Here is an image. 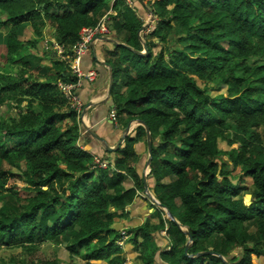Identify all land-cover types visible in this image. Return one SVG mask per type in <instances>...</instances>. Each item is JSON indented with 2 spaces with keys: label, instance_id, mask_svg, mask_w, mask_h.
<instances>
[{
  "label": "trees",
  "instance_id": "obj_1",
  "mask_svg": "<svg viewBox=\"0 0 264 264\" xmlns=\"http://www.w3.org/2000/svg\"><path fill=\"white\" fill-rule=\"evenodd\" d=\"M147 8L155 22L142 36L140 55ZM109 10L115 12L110 36L125 45L102 48L112 70L115 121L147 126V182L180 225L160 218L126 231L136 264H153L151 234L164 228L170 247L160 257L167 264H255L264 258V0H0V30H7L0 65V248L31 253L53 244L83 264L124 262L113 225L141 197L144 153L137 147L146 145V131L138 125L108 156L84 150L76 110L58 88L77 82L70 59L80 29ZM24 26L32 37L21 40ZM182 44L203 55L187 63ZM43 58L49 65L40 64ZM208 84L225 93L211 97ZM218 139L229 148L219 149ZM15 180L30 195H20ZM185 230L192 238L186 251ZM0 264L64 259L0 256Z\"/></svg>",
  "mask_w": 264,
  "mask_h": 264
},
{
  "label": "crops",
  "instance_id": "obj_2",
  "mask_svg": "<svg viewBox=\"0 0 264 264\" xmlns=\"http://www.w3.org/2000/svg\"><path fill=\"white\" fill-rule=\"evenodd\" d=\"M149 16V15H148ZM145 31V30H144ZM142 31V32H144ZM2 33V40L4 42L7 30H0ZM112 36V35H111ZM107 38V40H98L93 43V52L90 49L80 57L79 59V69L82 72L94 71L95 77L92 81L86 79H81L79 86L76 88V95L83 107L80 111V116L78 115V124L80 129V139L79 145L84 150H89L95 155L108 156V152L114 151L117 145L124 141L125 137L128 136L132 131L140 124L135 120L130 121L125 127H121L116 121H112L111 112L113 106L110 102V92L108 93V83H109V66L103 65L104 61V51L103 46L112 48V44L122 43L116 38ZM47 38V37H46ZM94 54V55H93ZM41 57V56H40ZM42 65H49L48 58H43L40 61ZM116 89L122 92L124 88L120 85L116 86ZM128 126V130L125 131ZM93 132L94 135H91ZM111 148L112 150H106V148ZM137 151L144 153L143 164L140 167V175L142 176L143 189L140 192V198H136L133 203L125 208V212L122 217L115 218L114 228L120 233L125 230L134 229L141 226L144 223L155 226L159 223L160 218L168 219L164 215L162 208L154 204V197L152 184H148L146 176L148 174V167L146 165V160L148 157L147 145H138ZM131 183L126 182L128 187ZM144 195V196H143ZM163 212V214H162ZM152 244L156 246L157 250L153 256V264H167L161 260L160 252L163 250H168L170 247L169 238L166 235L165 228L159 230L156 233L151 234ZM141 238L138 239L140 244ZM136 246L132 243L127 242L125 239L121 253L125 257L124 264H135L137 253L134 251ZM100 264H107L106 262H100Z\"/></svg>",
  "mask_w": 264,
  "mask_h": 264
},
{
  "label": "rangeland",
  "instance_id": "obj_3",
  "mask_svg": "<svg viewBox=\"0 0 264 264\" xmlns=\"http://www.w3.org/2000/svg\"><path fill=\"white\" fill-rule=\"evenodd\" d=\"M150 3H151V5H153L154 0H150ZM143 15H144V13H143ZM149 18H150V16H148V12H147L145 17H144L143 23L145 24L146 22H149L150 21V20H148ZM154 20H155V18H154ZM30 35H31V32H28L26 26L22 27L21 30L18 31V37L21 40H26V39L31 38L32 36H30ZM141 36H145V34H143L142 31L139 33L140 38H141ZM2 38H3L2 33H0V41L2 40ZM1 43L2 42H0V65H2L4 63L3 62V49H2L3 46ZM53 47H55V46H53ZM182 47H183L182 49H184V51L187 52V57H188L187 63H191L193 61V59H195L196 57H198L200 55H203L202 52H200L199 54L189 52L188 49L186 48L185 44H182ZM158 50H159V45L156 46L155 48H153L154 53H157ZM198 84L203 86V84H200L199 82H198ZM207 86H208V92H209L211 97H214L218 94H224L225 93L224 87H220L219 89H216L215 87H212L211 84H208ZM2 110H4L2 113H6L7 108H2ZM9 111L10 110H8L7 112L9 113ZM10 113L13 114L14 110L10 111ZM79 116H80V114H79ZM227 134L228 133H226L225 135L227 136ZM217 146L221 150H227L229 148V146L227 145V143L223 139L217 140ZM13 171L17 172L15 169H13ZM14 183H15V186H16L17 190L19 191L20 195H22V196L30 195V194L26 193V191H24L25 184L23 183L22 180H15ZM244 184L249 186L251 184V179L245 178ZM162 210L164 211L165 217H168L167 216V209L163 208ZM162 214H163V212H162ZM122 233L124 235L123 237L128 238V234L126 233L125 230H123L121 232V236H122ZM116 242H115V244L117 245ZM118 247L122 248V246H118ZM147 247H148L147 245H144V248H147ZM55 254H58L60 256V258L64 259V264H83V260L80 257H75V256H73L72 258L68 257L67 253L64 251L63 247H61L60 245L54 246L53 244H45V245L41 246L40 250L35 251V252H31V253H26L23 249H21L19 247L9 248V249L0 248V256L5 257L7 259L10 258L11 256H14L15 258H20V259L23 258V259H27V260L36 259V258L51 259L55 256ZM124 263H125V257H124L123 264ZM134 263L136 264V263H138V261L134 260ZM254 263L255 264H264V258H262L260 260L254 258Z\"/></svg>",
  "mask_w": 264,
  "mask_h": 264
},
{
  "label": "built area",
  "instance_id": "obj_4",
  "mask_svg": "<svg viewBox=\"0 0 264 264\" xmlns=\"http://www.w3.org/2000/svg\"><path fill=\"white\" fill-rule=\"evenodd\" d=\"M127 4H130V0H125ZM110 15H115V12L109 10L106 15H103L99 21L94 26L82 27L79 31L80 39L77 41L72 47V57L70 59V67L73 70L75 76L77 77L76 83H59L58 88L63 93L64 97L68 100L71 107L76 110L77 115L80 114V111L83 107L82 103L78 99L75 91L79 86V82L81 79H86L88 81H92L95 77L94 71L82 72L79 69L78 63L79 59L82 55H84L89 49L90 46L99 40L100 37H110L111 31V22L109 19ZM57 48L58 54H62V49L55 44ZM65 59L64 56H61ZM111 119L115 121V112L112 110ZM96 162L101 167H106L105 163H102L99 159H95ZM154 203V202H153ZM123 233L121 238L116 242L118 246H122L125 237H123Z\"/></svg>",
  "mask_w": 264,
  "mask_h": 264
},
{
  "label": "water",
  "instance_id": "obj_5",
  "mask_svg": "<svg viewBox=\"0 0 264 264\" xmlns=\"http://www.w3.org/2000/svg\"><path fill=\"white\" fill-rule=\"evenodd\" d=\"M153 22V21H152ZM150 23L149 22H147V23H145L144 25H142L141 26V28L139 29V31H138V37H139V33L142 31V30H144L148 25H149ZM139 39H140V37H139ZM99 40H107V38L106 37H100L99 38ZM142 41V40H141ZM120 45H123V46H125L124 44H122V43H120ZM142 48H143V51H141V52H139V51H136V53L137 54H140V55H144L145 54V52H146V45H145V43L142 41ZM91 51L93 52V46H91ZM94 55V54H93ZM103 65L105 66V65H107L105 62H103ZM112 80H113V77H112V70H111V68L109 67V83H108V93L111 91V87H112ZM138 124H140V125H142L143 127H144V129H145V131H146V145H147V152H148V157H147V160H146V165H147V167H149V163H150V160H151V143H150V135H149V132H148V129H147V126L145 125V123L143 122V121H141V120H135ZM128 130V126L126 127V129H125V131H127ZM90 134L91 135H94V133L93 132H90ZM94 137H95V135H94ZM120 145V143L117 145V147ZM116 147V148H117ZM106 150H112L111 148H106ZM154 203L158 206V207H160V208H164L158 201H155L154 200ZM167 218L169 219V220H171V221H173L175 224H177L178 226H180L176 221H175V219L173 218V216L167 211ZM185 233H186V236H187V238H188V243L186 244V246H185V251H186V249L188 248V245H189V243L191 242V235H190V233L187 231V230H185Z\"/></svg>",
  "mask_w": 264,
  "mask_h": 264
},
{
  "label": "clouds",
  "instance_id": "obj_6",
  "mask_svg": "<svg viewBox=\"0 0 264 264\" xmlns=\"http://www.w3.org/2000/svg\"><path fill=\"white\" fill-rule=\"evenodd\" d=\"M149 1H150V0H149ZM147 9H148V8H147ZM148 15H149L150 18H151V19H150V18L148 19V20H150V21H149L150 24L144 29L145 31L142 30V31H144L143 34L148 33V28H149L152 24H154V22H155V20H154V16H153V14L149 11V9H148ZM110 16H111V15H110ZM152 21H153V22H152ZM146 23H147V22H146ZM143 25H144V23H143ZM141 40H143V39H142V36H141V38H140V41H141ZM143 42H144V41H143ZM141 43H142V41H141ZM119 44H120V43H119ZM122 44H123V43H122ZM142 51H143V48H142ZM148 172H149V167H148ZM154 204H155V203H154Z\"/></svg>",
  "mask_w": 264,
  "mask_h": 264
}]
</instances>
